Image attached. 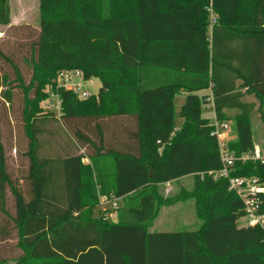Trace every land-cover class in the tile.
I'll return each mask as SVG.
<instances>
[{"label": "trees", "instance_id": "obj_1", "mask_svg": "<svg viewBox=\"0 0 264 264\" xmlns=\"http://www.w3.org/2000/svg\"><path fill=\"white\" fill-rule=\"evenodd\" d=\"M39 3L35 28L12 25L10 0H0V25L29 32V53L19 58L32 68L27 82L21 64L0 53L15 74L1 77L0 120L7 123L19 90L23 125L9 138L22 144L10 148L0 123V247L17 240L16 264H264V227H239L243 201L228 179L210 174L223 165L202 112L212 104L215 119L230 124L231 153H254L256 111L264 123V0ZM73 69L98 78L99 93L79 99L56 89L57 74ZM51 90L59 115L42 105ZM232 175L264 181V164L237 161ZM185 176L193 188L165 197L159 186ZM103 196L119 207L94 218ZM188 199L198 230L150 232L163 206ZM258 205L264 215V194Z\"/></svg>", "mask_w": 264, "mask_h": 264}, {"label": "rangeland", "instance_id": "obj_2", "mask_svg": "<svg viewBox=\"0 0 264 264\" xmlns=\"http://www.w3.org/2000/svg\"><path fill=\"white\" fill-rule=\"evenodd\" d=\"M11 1V0H10ZM13 6L15 10H18V6L27 4L28 6L34 7L35 2L34 0H12ZM18 12V11H16ZM29 13V21L32 26H34L35 23V15L36 19H39V11L38 8H36V11L33 13V11L28 12ZM40 21H38L39 24ZM37 23V21H36ZM35 28H38L37 25L34 26ZM1 33H3V38L0 39V53H4V55L16 59V61L21 64L22 72L24 75V78L27 82H29L31 74H32V68L29 67L26 64L21 63L20 56L24 55L23 53L28 54L29 48L27 46L28 42L24 41V44L22 43V37H28L29 32L15 29V30H8L7 28H0ZM21 38L20 40H17L15 42V39ZM28 40V39H27ZM21 43H20V42ZM18 57V59H17ZM4 74H8L10 80L15 79V74L13 73V70L9 66V64L5 61L4 58L0 57V84H1V77ZM56 79V78H55ZM53 80V82L55 81ZM101 88V82L98 78L93 77L90 80H85L83 82V91H86L90 93L91 95H97L99 93V90ZM47 89V88H46ZM49 89V88H48ZM4 86L0 87V93L4 91ZM51 92V91H49ZM15 99H14V105L12 108V115H10V118L7 119V123L5 122V117L1 116V132L3 135V138L6 140L7 145L12 148L16 147L17 145L22 144V137L18 140H13L10 142V137L17 134L19 135V132L21 131L23 133V125L21 120V108H22V94L19 90H14ZM186 94H179L176 97L175 101V108H176V116L174 121L175 128H180L183 124V119L179 116V111L181 109V106L185 102ZM46 101L42 103V105L45 106ZM203 116L206 118H209L211 121L215 120V114L214 111L208 110L206 106H203L202 108ZM9 117V116H8ZM252 124H253V132H254V142H255V149L264 151V123L261 121L260 115L258 113H254L252 117ZM9 120V121H8ZM10 123V124H9ZM12 126V127H10ZM54 127V124H52ZM231 132V131H230ZM21 133V134H22ZM231 137V136H230ZM229 137V138H230ZM12 158V164L11 166L14 168L17 167L19 160L18 157L15 154V151L11 154ZM194 183V178L188 177L187 179L183 180L180 184H174V193H177L182 186L187 189H192ZM111 205L109 203H102L98 205L94 211L93 216L94 218H99L103 211H110ZM248 222V219L246 217L241 218L238 221V226L243 227L246 226ZM202 225V222L197 218L195 213V201L193 199L187 200L184 203H181L176 206H170L165 207L160 212L158 218L155 220L154 224L150 228V232L153 233H160V232H176V231H195L198 230ZM8 264V263H5Z\"/></svg>", "mask_w": 264, "mask_h": 264}, {"label": "built area", "instance_id": "obj_3", "mask_svg": "<svg viewBox=\"0 0 264 264\" xmlns=\"http://www.w3.org/2000/svg\"><path fill=\"white\" fill-rule=\"evenodd\" d=\"M210 13V30L216 24L217 18L214 13L213 6L208 8ZM85 81L84 74L81 70H62L60 71L54 81L56 89L64 88L76 94L79 99H87L91 96L90 93L83 91V82ZM47 110L55 112L57 115L61 111V99L57 93L51 90L49 98L45 104ZM209 109V108H208ZM214 127L213 135L219 141L220 155L222 160V168L219 171L211 172L214 178H226L229 181V189L237 194L243 201L245 206V217L248 219V226L264 227V215L259 213L258 198L264 194V181L258 177H237L233 176L235 163L237 161H260L264 164V151L255 149L254 153L246 154L241 157L235 156L227 148V141L229 140L230 124L227 122H218L216 119L212 122ZM119 199L111 197H100V204L109 203L111 209L119 207Z\"/></svg>", "mask_w": 264, "mask_h": 264}, {"label": "crops", "instance_id": "obj_4", "mask_svg": "<svg viewBox=\"0 0 264 264\" xmlns=\"http://www.w3.org/2000/svg\"><path fill=\"white\" fill-rule=\"evenodd\" d=\"M34 2H35V5H34V7H31V6H28L27 4H23V5H20V6H18V10L16 9L15 10V8H14V6H13V3H12V0L10 1V8H11V24L12 25H20V24H29V25H33V24H31L30 23V19H29V13L28 12H32L33 11V13L36 11V8H38V11H39V5H40V3H39V0H34ZM16 11H18V12H16ZM34 15H35V23H34V26L35 25H37L38 27H39V24H38V21H40V18L39 19H36V14L34 13ZM36 21H37V23H36ZM1 27H3V28H7V27H5V26H2V25H0V28ZM3 33H4V31L1 33V31H0V39H2L3 38ZM183 93H185L186 94V92H182L181 94H183ZM199 94L200 95H210L211 94V90H204V91H201V92H199ZM252 101H253V99H251ZM175 101H176V99H175ZM207 108H209L208 110H211V111H213V105L212 104H209V105H207L206 106ZM175 112H176V108H175ZM255 113H258L257 111L255 112ZM259 114V113H258ZM254 115V114H253ZM253 120V119H252ZM262 121V120H261ZM182 126V125H181ZM181 128V127H180ZM180 128H177V130L178 129H180ZM229 136H231L230 138H229V140H232V139H234L235 138V136L230 132L229 133ZM84 162L85 163H89V159L88 158H86L85 160H84ZM188 177H191V176H185V177H183V178H180V179H178V180H174V181H171V182H168V183H165V184H162V185H160L159 187L161 188V191L164 193V195H165V197L166 196H174V195H177L178 193H180L182 190H188V191H190L191 189H187V188H185V187H183L182 186V188L177 192V193H174L173 191H174V189H175V187H174V184H180L181 182H183V180H185V179H187ZM193 177V176H192ZM193 185H194V183H193ZM193 188V187H192ZM188 200H190V199H188ZM187 200H185V201H180V202H176V203H174V204H171V205H168V206H163L161 209H160V211H159V214H160V212L162 211V209L163 208H165V207H170V206H176V205H179V204H181V203H184V202H186ZM195 213H196V204H195ZM159 214H158V216H159ZM158 216H157V218H158ZM196 216H197V214H196ZM107 218H109L111 221H113V222H116L117 221V213H109V214H107ZM156 218V219H157ZM198 218V217H197ZM155 219V220H156ZM199 219V218H198ZM155 220H154V222H155ZM200 220V219H199ZM201 221V220H200ZM154 222H153V224H154ZM202 222V221H201ZM152 224V225H153ZM152 227V226H151ZM150 227V228H151ZM150 228H149V230H150ZM16 242H17V240H7L6 242H3L2 244H6V245H4V246H2V247H0V248H2V251H0V256H3V255H5L7 258H8V261L6 262V263H8V264H16V262H15V259H16V256H18V254L20 253L19 252V250L15 247V244H16Z\"/></svg>", "mask_w": 264, "mask_h": 264}]
</instances>
